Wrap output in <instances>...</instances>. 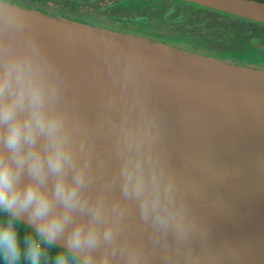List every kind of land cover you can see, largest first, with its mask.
Segmentation results:
<instances>
[{
	"label": "clouds",
	"instance_id": "clouds-1",
	"mask_svg": "<svg viewBox=\"0 0 264 264\" xmlns=\"http://www.w3.org/2000/svg\"><path fill=\"white\" fill-rule=\"evenodd\" d=\"M103 63L89 115L30 15L0 0V264H204L143 64Z\"/></svg>",
	"mask_w": 264,
	"mask_h": 264
},
{
	"label": "water",
	"instance_id": "water-1",
	"mask_svg": "<svg viewBox=\"0 0 264 264\" xmlns=\"http://www.w3.org/2000/svg\"><path fill=\"white\" fill-rule=\"evenodd\" d=\"M176 1L264 26L263 2ZM20 7L44 21L33 23L89 115L104 87L106 53L133 55L143 64L151 101L163 114L167 146L194 190L204 264H264V94L230 96L228 103L240 109L232 111L217 91L218 85L240 83L234 75L264 85V67Z\"/></svg>",
	"mask_w": 264,
	"mask_h": 264
},
{
	"label": "trees",
	"instance_id": "trees-1",
	"mask_svg": "<svg viewBox=\"0 0 264 264\" xmlns=\"http://www.w3.org/2000/svg\"><path fill=\"white\" fill-rule=\"evenodd\" d=\"M263 2L264 0H254ZM110 30L264 67V26L176 0H16ZM27 225H22V231Z\"/></svg>",
	"mask_w": 264,
	"mask_h": 264
},
{
	"label": "bare ground",
	"instance_id": "bare-ground-1",
	"mask_svg": "<svg viewBox=\"0 0 264 264\" xmlns=\"http://www.w3.org/2000/svg\"><path fill=\"white\" fill-rule=\"evenodd\" d=\"M32 18V21L36 23H43L44 21L38 17V16H30ZM236 79L240 82L237 84H231V85H218L217 91L220 93L222 98L226 100V102L223 104V107L228 108L232 111L240 110L234 105H231L229 102L230 96L238 95H244V94H264V85L260 82H256L255 80L249 79L248 77L242 76V75H234ZM258 84H261L258 86Z\"/></svg>",
	"mask_w": 264,
	"mask_h": 264
},
{
	"label": "rangeland",
	"instance_id": "rangeland-1",
	"mask_svg": "<svg viewBox=\"0 0 264 264\" xmlns=\"http://www.w3.org/2000/svg\"><path fill=\"white\" fill-rule=\"evenodd\" d=\"M82 22V21H81ZM208 98V97H207Z\"/></svg>",
	"mask_w": 264,
	"mask_h": 264
}]
</instances>
